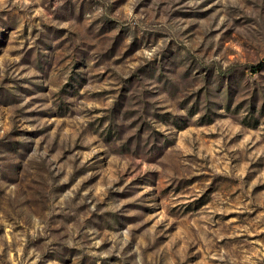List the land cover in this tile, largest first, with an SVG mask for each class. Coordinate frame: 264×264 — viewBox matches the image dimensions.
Returning <instances> with one entry per match:
<instances>
[{
  "label": "rangeland",
  "instance_id": "374dc122",
  "mask_svg": "<svg viewBox=\"0 0 264 264\" xmlns=\"http://www.w3.org/2000/svg\"><path fill=\"white\" fill-rule=\"evenodd\" d=\"M0 264H264V0H0Z\"/></svg>",
  "mask_w": 264,
  "mask_h": 264
}]
</instances>
